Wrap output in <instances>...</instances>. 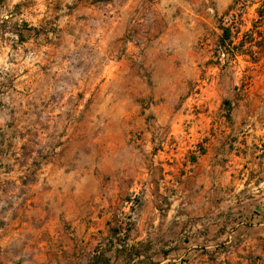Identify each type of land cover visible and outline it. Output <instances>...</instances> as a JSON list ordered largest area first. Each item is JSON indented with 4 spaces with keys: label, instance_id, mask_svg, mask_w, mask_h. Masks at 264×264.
I'll use <instances>...</instances> for the list:
<instances>
[{
    "label": "rangeland",
    "instance_id": "1",
    "mask_svg": "<svg viewBox=\"0 0 264 264\" xmlns=\"http://www.w3.org/2000/svg\"><path fill=\"white\" fill-rule=\"evenodd\" d=\"M233 2L0 0V264H264V0Z\"/></svg>",
    "mask_w": 264,
    "mask_h": 264
},
{
    "label": "trees",
    "instance_id": "2",
    "mask_svg": "<svg viewBox=\"0 0 264 264\" xmlns=\"http://www.w3.org/2000/svg\"><path fill=\"white\" fill-rule=\"evenodd\" d=\"M238 1L239 0H234L233 4L227 9L226 13L227 12L229 13V11L232 9V7H234L237 4ZM256 12L261 17L264 16V5L260 4V6L258 8H256ZM221 29H222L221 40L231 41L230 40L231 39V33H232L231 27L230 26H222ZM226 103H228V102L226 101Z\"/></svg>",
    "mask_w": 264,
    "mask_h": 264
},
{
    "label": "crops",
    "instance_id": "3",
    "mask_svg": "<svg viewBox=\"0 0 264 264\" xmlns=\"http://www.w3.org/2000/svg\"><path fill=\"white\" fill-rule=\"evenodd\" d=\"M226 101H227L228 103H226V102H225V103H226V104H229V101H228V100H226ZM255 178H256V177H255ZM255 178H254V179H255Z\"/></svg>",
    "mask_w": 264,
    "mask_h": 264
}]
</instances>
